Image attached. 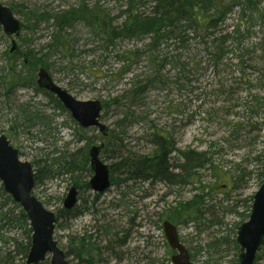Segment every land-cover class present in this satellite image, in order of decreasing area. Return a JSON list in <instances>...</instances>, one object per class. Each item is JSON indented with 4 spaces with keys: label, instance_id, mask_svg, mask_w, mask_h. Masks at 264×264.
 I'll return each mask as SVG.
<instances>
[{
    "label": "rangeland",
    "instance_id": "obj_1",
    "mask_svg": "<svg viewBox=\"0 0 264 264\" xmlns=\"http://www.w3.org/2000/svg\"><path fill=\"white\" fill-rule=\"evenodd\" d=\"M127 1L0 0L22 24L15 37L0 27V135L32 165L33 194L48 210L56 214L76 187L75 216L58 218L54 231L70 264H172L162 222L170 207L192 199L198 212L172 219L191 263L238 264L237 227L248 219L263 178L264 0L248 6L224 0L229 8L210 38L186 30L184 44L164 42L155 72L146 59L149 35L112 38ZM135 2L141 11L151 9V0ZM69 9L71 17L62 18ZM219 36L225 39L218 60L209 50ZM40 66L74 98L102 103L106 135L80 126L56 96L36 85ZM145 80L144 92L127 93ZM155 135L174 143L170 165L183 163L182 153L191 151L204 155V166L185 184L127 177L126 157L152 154ZM100 143L111 185L97 194L88 186V151ZM13 205L0 192V211ZM26 237L20 223L1 221L0 264H25L18 249ZM80 239L98 250L86 260L72 255ZM259 255L255 264H264V249Z\"/></svg>",
    "mask_w": 264,
    "mask_h": 264
},
{
    "label": "water",
    "instance_id": "obj_2",
    "mask_svg": "<svg viewBox=\"0 0 264 264\" xmlns=\"http://www.w3.org/2000/svg\"><path fill=\"white\" fill-rule=\"evenodd\" d=\"M0 25L6 35L18 33L20 23L10 9L0 3ZM11 51L15 50V40L11 41ZM37 85L55 95L67 108L80 126L97 127L102 135L107 134L106 126L100 121L102 104L99 100L81 101L57 86L50 78L45 67L37 72ZM103 144L92 145L88 151L89 164L93 172L88 181L89 187L102 193L110 185L109 167L99 158ZM0 181L4 191L18 203L28 217L31 227V245L26 257V264H37L49 254L50 264H70L53 238L56 217L33 194L34 171L28 161H23L5 135H0ZM77 203V190L71 186L64 200L63 208L70 210ZM166 241L175 253L171 255L172 264H192L184 244L180 241L176 226L168 220L162 222ZM236 242L238 264H254L257 252L264 247V165L263 178L258 190L253 194L248 219L237 227Z\"/></svg>",
    "mask_w": 264,
    "mask_h": 264
},
{
    "label": "trees",
    "instance_id": "obj_3",
    "mask_svg": "<svg viewBox=\"0 0 264 264\" xmlns=\"http://www.w3.org/2000/svg\"><path fill=\"white\" fill-rule=\"evenodd\" d=\"M151 2L152 6L149 11H141L136 8L135 5L137 3L135 0H128L126 8L122 11L124 20L119 30L114 32L112 38L118 37L119 35L115 34L121 32L124 35L136 38L149 35V40L145 45L148 48L146 59L148 63L153 65L151 67L152 72L157 71V68L161 65L160 62H162L160 59L161 44L168 40H174L180 44H184L188 38V35L185 33L186 30H192L196 34L201 35L203 39H209L212 34L209 31L216 28L223 21V14L229 8L228 5H224V0H151ZM253 2V0H243L242 3L237 2L235 4H245V6H248L253 4ZM61 14L64 16L62 18H69L73 14V9L62 11ZM232 33L238 34L239 31L238 29H234ZM222 39H225V36L212 38L214 45H210L212 49L211 51L209 50L210 54H213L218 60L224 53ZM262 50L264 51V47ZM140 55L138 50L132 52V57L138 58ZM132 57L127 59L129 63H131ZM151 79L155 78L153 77ZM148 82V80H145L139 88L135 87L136 85L133 86L127 93L130 96L135 95V93L141 94L145 87L148 86ZM17 84L20 83L18 82ZM152 143L155 145V150L152 154L142 156L140 159H135L130 156L126 157L125 174L127 177L134 179L145 177L147 179L167 180L173 184H185L196 174L195 171L197 168L204 166L203 164L206 162L204 155L201 153L186 151L182 153L183 163L170 165V154L175 149L171 138L165 135H155ZM174 168L178 170L177 173L172 172ZM34 178H36L35 175ZM0 192L7 200L14 204L13 207L0 211V223L1 221H13L24 226L27 237L22 248L18 249V253L22 257H26L31 243V228L29 227L28 218L19 205L14 203L10 196L4 192L2 186L0 187ZM168 212L166 217L171 222H173V217H178V215L179 217L186 216L188 218L194 216L195 212H198V202L192 199L185 203H178L170 207ZM68 214L72 215L69 210L64 208L59 209L55 214L56 221L58 218L67 216ZM78 245L76 252L78 249V252L84 251L87 254H90V251H98L96 247H91V242L86 243L83 239H80ZM259 256L258 253L256 260ZM38 264H49V262L44 260Z\"/></svg>",
    "mask_w": 264,
    "mask_h": 264
},
{
    "label": "flooded vegetation",
    "instance_id": "obj_4",
    "mask_svg": "<svg viewBox=\"0 0 264 264\" xmlns=\"http://www.w3.org/2000/svg\"><path fill=\"white\" fill-rule=\"evenodd\" d=\"M3 5V4H2ZM6 6V5H5ZM8 7V6H7ZM9 8V7H8ZM10 9V8H9ZM10 11L12 12V10L10 9ZM12 15L15 17V15H14V13L12 12ZM16 18V17H15ZM19 20V19H18ZM20 22V21H19ZM1 27V26H0ZM21 28H22V24H21V22H20V29H19V31H18V33L16 34V36L19 34V32H20V30H21ZM2 29V28H1ZM2 32H3V30H2ZM73 209L74 208H71L69 211H70V213L73 215V216H75V212L73 211ZM79 245L77 244L76 246H74V248H76V247H78ZM71 248H73V247H71ZM70 248V252L72 251V249ZM77 249V248H76ZM74 253V252H73ZM73 256H75V257H78V258H80V257H82L84 260H86V258H84V255H85V257H88V254L86 253V252H84V251H82V252H78L76 255H74V254H72ZM91 260V259H90Z\"/></svg>",
    "mask_w": 264,
    "mask_h": 264
}]
</instances>
